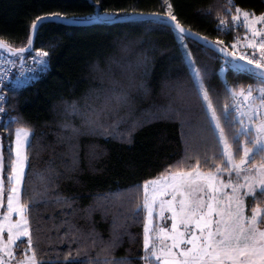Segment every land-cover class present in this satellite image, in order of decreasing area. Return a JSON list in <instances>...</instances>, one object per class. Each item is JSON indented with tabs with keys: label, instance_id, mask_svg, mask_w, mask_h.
<instances>
[{
	"label": "snow or ice",
	"instance_id": "1",
	"mask_svg": "<svg viewBox=\"0 0 264 264\" xmlns=\"http://www.w3.org/2000/svg\"><path fill=\"white\" fill-rule=\"evenodd\" d=\"M101 7V0H95V10L85 15L41 12L30 21L27 41L20 46L0 33V115L4 117L3 128L11 137L5 145L0 136V264H41L34 240L38 229H32L31 218L32 209L39 202L56 203L65 210L67 218L61 223L66 228L62 234L57 228L58 242L66 240L69 248L63 253L64 264H136L131 255L117 257L114 253L125 236L130 243H139V234L129 232L128 228L129 221H138L141 213L143 255L138 259L143 264H264V11L257 14L235 5L234 0H225L216 8L217 29L237 30L233 40L226 42L219 37L210 40L190 26L185 27L171 0H162L159 11L136 8L100 11ZM212 10L210 5L206 11ZM120 20L136 21L150 30L154 27L173 34L191 87L205 114L208 134L198 143L196 133L186 130L187 117L171 104L152 114L154 118L180 121L184 154L159 176L131 186L129 191L134 195L123 213L120 195L98 197L121 201L116 205L113 227L105 239L95 228L85 230L73 221L77 208L71 195L60 192V181L63 178L78 182L74 174L82 171L78 143L81 135L111 136L131 142L133 132L142 124L141 120H133L126 129L120 128L134 104L131 85L117 87L113 82L105 86L101 78L100 85L90 87L81 96L61 98L64 119L59 122L60 139L66 144L64 154L69 156L64 171L51 163L44 169L30 170L35 129L8 102L9 93L15 94L48 69L49 52L35 47L36 37L46 24ZM240 27L244 28L243 37L238 32ZM189 40L202 41L222 61L218 70L224 82L222 107L218 106V96L217 103L213 100L214 89L207 80L210 70L198 63ZM33 51L35 54L29 55ZM229 69L235 75L249 76L255 83L229 84L223 75ZM173 86L178 95L185 93L180 82ZM9 107L15 115L9 112ZM124 108L128 113L122 115ZM73 117L79 118V124ZM12 124L16 125L14 129ZM193 154L195 162L189 163ZM99 155L88 154L90 166ZM33 177L39 179V187L29 190ZM250 199L257 203L249 213ZM165 209L171 213L170 228L157 222L167 219ZM94 210L93 205L85 209L89 216ZM102 211L107 214L106 208ZM20 238H26V244L22 251H17L25 243ZM92 250H96L95 256L90 255Z\"/></svg>",
	"mask_w": 264,
	"mask_h": 264
},
{
	"label": "trees",
	"instance_id": "2",
	"mask_svg": "<svg viewBox=\"0 0 264 264\" xmlns=\"http://www.w3.org/2000/svg\"><path fill=\"white\" fill-rule=\"evenodd\" d=\"M174 11L185 27L207 36L210 40L219 39L231 42L237 34L232 30L217 29L218 17L216 8L225 0H171ZM162 0H101L104 8H136L145 12L159 11ZM235 5L256 11H264V0H234ZM212 6L211 13L206 10ZM95 10V0H0V33L15 46L27 41L30 21L44 11H64L68 14L85 15ZM234 11V9H233ZM228 19H231L229 15ZM35 47H42L49 52L48 69L38 75L28 85L9 93V105L22 113L35 129L32 137L33 151L31 171L44 169L51 163L55 168L64 171L69 156L65 155L66 144L61 141L59 122L64 119L61 98L81 96L90 87L101 84L130 87L135 97L132 111L121 123V130L126 129L133 120H141L142 124L135 129L131 142L121 141L111 136L91 134L79 137V154L82 171L74 174L78 182L61 179L60 192L71 195L77 211L73 221L88 230L95 231L107 239L113 227V215L116 205L121 201H105L104 196L118 194L122 197L121 213L129 205L134 193L131 186L142 184L145 179L155 178L170 163H174L184 154V142L181 138V124L177 119L152 117L161 107L169 104L180 109L181 115L187 117L186 130L196 133L199 143L207 137V120L201 109L200 101L191 87L186 65L182 61L181 52L173 34L136 21L115 23H93L89 25H65L48 23L40 29L35 40ZM189 47L196 55L198 63L207 66L210 74L208 83L214 89L213 100L218 106L224 104V82L219 73L222 64L218 54L205 48L196 41L189 40ZM34 52V51H33ZM30 52L29 54L33 53ZM93 65H97L93 68ZM229 84L248 85L255 81L247 75H235L230 69L224 74ZM167 82V86H165ZM180 82L185 93L178 95L173 86ZM143 87H139L140 84ZM9 112L15 115L9 107ZM128 109L121 110V114ZM148 119L145 121V118ZM79 124V118L73 117ZM4 117L0 125V136L6 145L11 138L3 128ZM11 127L14 129L15 124ZM67 131V130H63ZM94 146V147H93ZM90 152L99 153L92 165L88 163ZM195 158L189 163H194ZM39 179L33 177L32 187H39ZM257 203L249 200L251 206ZM93 205L95 210L91 216L85 209ZM107 209L105 215L102 209ZM61 206L56 203L39 202L32 209V229L37 230L34 236L37 254L41 264H64L63 253L68 252L67 241L57 240V228L61 234L66 219ZM143 213L138 221H129V232L139 234V243H130L127 236L116 249L117 257L131 255L136 264H143L138 259L143 255L142 231ZM25 243H21L22 251ZM75 257V245L72 248ZM96 250L90 255L95 256ZM83 261L84 257H78Z\"/></svg>",
	"mask_w": 264,
	"mask_h": 264
},
{
	"label": "rangeland",
	"instance_id": "3",
	"mask_svg": "<svg viewBox=\"0 0 264 264\" xmlns=\"http://www.w3.org/2000/svg\"><path fill=\"white\" fill-rule=\"evenodd\" d=\"M241 37H243V35H242ZM220 75H221V74H220ZM221 76H222V75H221ZM225 175H227V174H225ZM226 191H229V190H226ZM165 213H166L167 219H163V218H161V219H159L157 222L160 223L161 226H168V227L170 228V224H171L170 216H171V213H168V212H167V209H165ZM13 217H15V214H13ZM20 239H21V240H22V239H25V240H26V238H20Z\"/></svg>",
	"mask_w": 264,
	"mask_h": 264
},
{
	"label": "water",
	"instance_id": "4",
	"mask_svg": "<svg viewBox=\"0 0 264 264\" xmlns=\"http://www.w3.org/2000/svg\"><path fill=\"white\" fill-rule=\"evenodd\" d=\"M128 21H130V20H120V21H115V22H128ZM115 22H111V21H109V22H105V21H98V22H91V23H88V24H73V25H89V24H93V23H106V24H109V23H115ZM65 25H67V24H65ZM197 43H199V44H201L202 46H204V44H203V42L202 41H196ZM205 47V46H204ZM205 48H208V47H205ZM208 49H210V50H212L211 48H208ZM213 51V50H212Z\"/></svg>",
	"mask_w": 264,
	"mask_h": 264
},
{
	"label": "built area",
	"instance_id": "5",
	"mask_svg": "<svg viewBox=\"0 0 264 264\" xmlns=\"http://www.w3.org/2000/svg\"><path fill=\"white\" fill-rule=\"evenodd\" d=\"M231 21V19H229V22ZM229 30H232L233 32H236L237 33V30H233V29H229ZM228 30V31H229ZM238 32H239V34L242 36L243 35V32H244V28L243 27H240L239 29H238ZM35 53L33 52V53H31V54H29V55H34ZM41 74V73H40ZM2 120H3V116L2 115H0V125H1V123H2Z\"/></svg>",
	"mask_w": 264,
	"mask_h": 264
},
{
	"label": "crops",
	"instance_id": "6",
	"mask_svg": "<svg viewBox=\"0 0 264 264\" xmlns=\"http://www.w3.org/2000/svg\"><path fill=\"white\" fill-rule=\"evenodd\" d=\"M5 204H6V201H5Z\"/></svg>",
	"mask_w": 264,
	"mask_h": 264
}]
</instances>
